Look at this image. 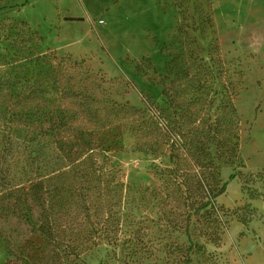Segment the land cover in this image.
<instances>
[{
  "label": "rangeland",
  "instance_id": "rangeland-1",
  "mask_svg": "<svg viewBox=\"0 0 264 264\" xmlns=\"http://www.w3.org/2000/svg\"><path fill=\"white\" fill-rule=\"evenodd\" d=\"M229 102L207 222L164 120ZM188 246L189 264H264V0L0 1V264H177Z\"/></svg>",
  "mask_w": 264,
  "mask_h": 264
},
{
  "label": "trees",
  "instance_id": "trees-1",
  "mask_svg": "<svg viewBox=\"0 0 264 264\" xmlns=\"http://www.w3.org/2000/svg\"><path fill=\"white\" fill-rule=\"evenodd\" d=\"M41 58L42 60L46 58L56 60V54L54 51H50L42 54ZM171 85L169 89L164 91L165 95L169 96L170 90L174 89ZM220 108L222 109L220 117H216L211 122L206 121L207 119H197L187 113H182L179 117H173L170 120H164L167 133L173 138L178 137L180 140L178 146L175 143L171 144L170 160L174 161L175 171H178L179 176L184 177L182 183L185 188L186 199L190 200L188 206L189 204L192 206L194 213L201 211L207 222H214L217 218L215 199L224 194L227 187L226 182L221 183L219 172L212 162L209 145L213 144L214 155L218 158L236 157L237 142L233 143L231 140V137L237 139L235 133L238 118L236 108L231 102L222 104ZM130 109L135 113L138 112L133 107ZM240 174V172L233 173L229 178L233 179ZM33 194L37 196L36 188H34ZM9 196L14 198V205L17 207L23 202L17 192L9 193ZM239 221L246 225L250 218ZM41 227L48 238L53 237L50 223L46 218L43 219ZM203 234H207V231ZM242 234L243 232L240 233V235ZM210 241L217 244L220 238L212 236ZM190 250L191 246H188L186 248L187 255L177 264H189L188 252Z\"/></svg>",
  "mask_w": 264,
  "mask_h": 264
},
{
  "label": "crops",
  "instance_id": "crops-1",
  "mask_svg": "<svg viewBox=\"0 0 264 264\" xmlns=\"http://www.w3.org/2000/svg\"><path fill=\"white\" fill-rule=\"evenodd\" d=\"M0 1H5V0H0ZM256 202V205L255 206H258V200H254V203ZM254 227V226H253ZM257 232V231H256ZM258 234V233H257ZM258 236H259V234H258ZM260 237V236H259ZM239 254L240 255H242L243 253H242V251H239ZM251 256V255H250ZM243 258H244V263L245 264H247L246 262H248V264H251L253 261H256V260H258L257 258L255 259V257L254 256H251V257H249V256H247V258H245L244 256H243ZM251 262V263H250ZM258 264H262V262H258Z\"/></svg>",
  "mask_w": 264,
  "mask_h": 264
}]
</instances>
